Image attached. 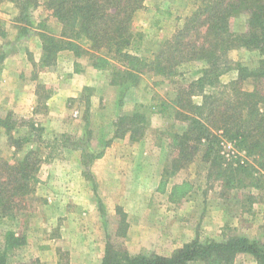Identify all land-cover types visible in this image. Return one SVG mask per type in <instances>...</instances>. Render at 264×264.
<instances>
[{
    "label": "rangeland",
    "instance_id": "obj_1",
    "mask_svg": "<svg viewBox=\"0 0 264 264\" xmlns=\"http://www.w3.org/2000/svg\"><path fill=\"white\" fill-rule=\"evenodd\" d=\"M188 2L146 0L133 18L142 45L155 50V36H166L189 14ZM157 4L172 14L167 22L155 13ZM20 17L13 2L0 0V118L11 115L10 133L19 143L18 149L11 146L0 127V157L11 161L35 150L40 158L34 192L13 218L0 223V251L7 231L23 237L8 250L10 263L69 264L80 257L99 264L106 242L130 255L163 256L193 239L206 243L244 236L264 245V177H259L262 188L246 181L223 190L219 180L207 181L211 160L203 147L192 161L172 166V138L181 123L172 120L171 109L160 114L153 107L171 100V83L150 73L134 80L121 74L115 81L111 69L94 68L87 57L67 49L57 53L53 66L33 68L31 59L38 63L41 56L39 25L57 34L59 24L41 1L26 11V19ZM245 20L244 14L233 18L234 27L244 30ZM228 58L222 83L235 79L239 66L257 68L260 56L235 48ZM194 70L188 66L181 78L189 79ZM251 83L246 79L243 87ZM37 90L48 98L37 100ZM134 112L146 118L144 137H114L119 117ZM215 149L223 161L234 152L225 144ZM63 177L70 178L63 182ZM65 208L72 213L63 214ZM97 229L100 241L83 243L97 236ZM234 264L256 263L242 254Z\"/></svg>",
    "mask_w": 264,
    "mask_h": 264
},
{
    "label": "trees",
    "instance_id": "obj_2",
    "mask_svg": "<svg viewBox=\"0 0 264 264\" xmlns=\"http://www.w3.org/2000/svg\"><path fill=\"white\" fill-rule=\"evenodd\" d=\"M8 1L19 9L21 20L26 19L29 8L41 1L59 24L57 34L44 24L39 25L41 56L38 63L31 59L33 68L53 66L57 53L67 49L77 57H87L94 68L111 69L115 81L121 74L129 80L144 73L161 77L173 85V96L169 102L160 100L153 107L160 114L171 109L172 120L181 123L180 131L172 138L176 150L172 166L192 161L203 147L211 160L207 181L219 180L223 190L245 186L246 181L262 188L259 177H264V0H189V14L181 20L175 17L180 22L166 36H155V50L142 45L143 34L133 25L136 12L144 8L146 0ZM155 13L161 14L163 22L172 17L161 4L155 6ZM241 14L246 17L245 28L238 31L233 18ZM235 48L258 51L259 64L253 70L239 66L237 77L222 83L220 78L229 69L228 53ZM188 66L195 70L185 80L181 77ZM246 79L252 82L250 88L243 87ZM36 95L39 101L48 98V93L41 95L39 90ZM196 96L200 97L199 102L194 100ZM145 119L138 112L120 116L114 137L128 133L131 141L140 140L147 129ZM14 123L11 115L0 118L8 143L18 149L19 143L10 133ZM223 144L234 150L224 161L219 153L213 154ZM39 164L35 150L11 161L0 157V223L13 218L34 192ZM22 241L18 233L6 232L0 264H43L36 259L30 263L7 260L8 250ZM242 254L256 264H264V245L244 236L206 243L193 239L169 256L130 255L124 248L106 242L100 264H234Z\"/></svg>",
    "mask_w": 264,
    "mask_h": 264
},
{
    "label": "crops",
    "instance_id": "obj_3",
    "mask_svg": "<svg viewBox=\"0 0 264 264\" xmlns=\"http://www.w3.org/2000/svg\"><path fill=\"white\" fill-rule=\"evenodd\" d=\"M68 178H70V177H63V179H61V181H63V182H66V181H68L67 179ZM67 187V184L66 183H64L63 184V187H60V189L61 190H63L64 191V189ZM64 210H66V211H64L63 212V214H65V215H67V212H69V213H72L71 211H69V209L68 208H65ZM70 215H68V217H69ZM70 218H72V217H70ZM99 236V237H98ZM85 237V236H84ZM86 239H87V241L86 242H83V243H88V244H90V245H92V243H94L93 241L95 240V239H97L98 241H100V232L98 233V229H97V236H87V237H85ZM104 245H105V243H104ZM103 252H104V247H103ZM103 256V255H102ZM102 256L100 257V260H99V264H100V261H101V258H102ZM74 262H76V263H74L72 260L71 261H69L70 263L69 264H88L87 263V261L86 260H84V259H81L80 257H75L74 259ZM95 261H97V260H95ZM59 264V263H58Z\"/></svg>",
    "mask_w": 264,
    "mask_h": 264
}]
</instances>
